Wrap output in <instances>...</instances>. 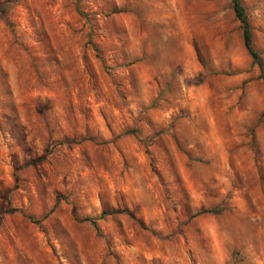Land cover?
<instances>
[{"label": "rangeland", "instance_id": "obj_1", "mask_svg": "<svg viewBox=\"0 0 264 264\" xmlns=\"http://www.w3.org/2000/svg\"><path fill=\"white\" fill-rule=\"evenodd\" d=\"M0 12V264H264V82L230 0Z\"/></svg>", "mask_w": 264, "mask_h": 264}, {"label": "trees", "instance_id": "obj_2", "mask_svg": "<svg viewBox=\"0 0 264 264\" xmlns=\"http://www.w3.org/2000/svg\"><path fill=\"white\" fill-rule=\"evenodd\" d=\"M230 3H231L232 11L234 13V17L238 21L239 27H240L241 32H242V39H243L244 47H245L246 51L248 52V54L252 60V63L257 65V67L259 68V70L261 72V78L263 79V82H264V75H263L264 63H263L259 53L253 47L251 27H250V23H249L247 13H246V9L242 5L241 0H230ZM220 211L221 210L218 208H213L212 210H210V212L213 214H218V213H220ZM108 214H110V213L103 212L101 214V217L104 218V216H106ZM30 220H31V222L39 223V221H36L31 217H30ZM86 221L92 222L93 225L96 226L93 220L86 219Z\"/></svg>", "mask_w": 264, "mask_h": 264}]
</instances>
